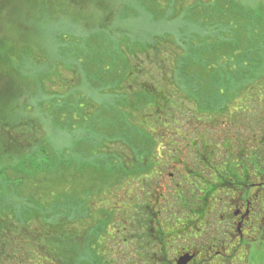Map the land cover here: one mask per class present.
Listing matches in <instances>:
<instances>
[{
    "label": "rangeland",
    "instance_id": "1",
    "mask_svg": "<svg viewBox=\"0 0 264 264\" xmlns=\"http://www.w3.org/2000/svg\"><path fill=\"white\" fill-rule=\"evenodd\" d=\"M236 1L239 10L226 5L229 9L221 13V30H217V0H81L78 3L13 0L11 6L0 12V48L10 49L12 56L13 51L20 53L21 60L12 66L0 64V70L8 72L0 75V96L7 98L0 106L9 104L8 113L10 109L14 112L8 115L9 120H19L21 126L11 142L0 137V169L7 167V173H11L9 165L20 163L24 156L39 147H43L50 158L60 157L65 165L69 159L78 164L77 158H86L89 162L96 156L114 157L113 154L122 153L125 163H132L134 148L149 152L161 150L166 145L169 132L158 127L164 120H175L171 118L173 115L198 118L202 114L203 118H210L218 113L228 118L230 91L243 97L234 105L243 100L245 104L264 103V0ZM164 37L169 42H165ZM187 37L189 42L183 45L181 41ZM221 39L233 49L230 56L219 59L222 63L219 65L211 54L216 53L215 46ZM156 40L159 54L146 45ZM191 45L199 51L200 60L196 59L201 66L194 67L195 72L189 69L180 73L185 62L179 63L177 72L184 79L178 78L180 82L171 84L175 82L178 57L184 50L192 49ZM207 46L215 49L207 53ZM248 49L249 56L245 57L244 51ZM239 56L258 68L249 76L242 69L240 78L236 79L233 73L238 70ZM127 65L130 71L131 67L135 71L147 68L150 75H160L157 72L162 71L166 76L162 85L159 77L151 83L154 80L140 75V83H150L146 86L152 88L153 101L147 104L135 101L133 91L144 89L138 86L139 81L133 78L127 82L118 80L125 75ZM193 81L198 82L196 87L192 86ZM162 91L168 94V100L159 103L157 95ZM113 99L119 102L114 104ZM239 108L236 106V110ZM155 115L160 120L154 124L158 120ZM91 133L101 139L109 135L121 143L109 138L103 141V146L90 148L86 141ZM80 143L85 145L80 148ZM153 145L158 147L153 148ZM148 159L151 158L145 157V161ZM114 161L118 162L116 158ZM74 168L67 172L58 169L57 185L52 184L48 191H38L28 183L22 185L23 194L41 208L52 204L63 191L76 199L84 198L86 213H76L71 218L83 221L90 213L91 199L96 201L95 207L100 208L101 197L105 201L111 198V190L118 187L117 176H111L114 173L108 171V176L103 177L105 173L93 172L95 169L88 167L82 175L71 178V182H60L64 175H74ZM0 190L7 193L4 185L0 184ZM52 192L53 197L50 196ZM14 197L18 199L19 195ZM10 200L0 197V209L4 210ZM23 201L28 203L27 199ZM106 203L113 205L111 199ZM91 212L98 214L94 207ZM59 214L62 216L55 215L56 219H68L62 210ZM8 218L12 219L10 215ZM36 224L25 225L23 234L31 232ZM73 226L79 227L78 233L68 237V234L61 235L64 239L56 244L70 264H74L78 256V260L84 262L83 225L67 223L62 229ZM61 231H57V236Z\"/></svg>",
    "mask_w": 264,
    "mask_h": 264
},
{
    "label": "flooded vegetation",
    "instance_id": "2",
    "mask_svg": "<svg viewBox=\"0 0 264 264\" xmlns=\"http://www.w3.org/2000/svg\"><path fill=\"white\" fill-rule=\"evenodd\" d=\"M242 99L230 91L228 118L164 120L166 145L132 152L151 159L117 169V190L100 208L90 200L84 264H264V103L234 105ZM45 227L23 234L26 261L32 250L41 258L58 252L61 235L76 234L75 226L60 236Z\"/></svg>",
    "mask_w": 264,
    "mask_h": 264
},
{
    "label": "trees",
    "instance_id": "3",
    "mask_svg": "<svg viewBox=\"0 0 264 264\" xmlns=\"http://www.w3.org/2000/svg\"><path fill=\"white\" fill-rule=\"evenodd\" d=\"M73 2L78 3L81 0H70ZM13 0H0V12H4V10L7 9V7L12 5ZM218 2V12H217V21H218V29L217 30H221V13L225 12L226 10H228L229 8L226 7V5L231 6V8L233 10H239V8L237 7V1L236 0H217ZM225 3V4H224ZM235 3V5H234ZM196 8V6H194ZM253 17V14H252ZM256 20V19H254ZM213 30V27H212ZM221 32V31H220ZM170 34V33H168ZM203 37V36H202ZM225 37V36H224ZM165 38V42H169V39ZM206 38V37H205ZM190 38H186L184 40L181 41V43H183V45L187 44L189 42ZM177 41L179 42L180 40L177 39ZM146 45L155 50L157 54L160 53V48L158 46V41L156 40V42H147ZM192 49L190 50H184L183 54L181 56L178 57L177 59V66H176V76L175 79L173 81L175 82H171V84H176L177 82H180L179 80H177L178 78L181 80V78L184 79L183 76L179 75L177 72V70H180V68L178 69L179 63L185 62L181 65V67L184 69L182 70L180 73H184L185 71L189 70V69H193L192 72H195L196 69H194V67L199 68L201 66V64H197V61L200 60L199 58V51L197 49V47L192 46ZM209 46H207L206 48H208ZM216 53L215 54H211L212 57H215L214 60L217 58V60L219 61V59H221L222 57H226V56H230L233 46L229 45L227 41H225L224 39H221V42H219L216 46ZM215 47L213 48H208L206 50L207 53L211 52L212 49H215ZM235 49L237 50L238 47H235ZM249 49L244 51V56L248 57L249 56ZM13 56L10 54V49L4 48V50L2 48H0V64L3 65H10L12 66V63L18 62L19 60H21V58H19V54L16 53V51L12 52ZM185 55V56H183ZM206 57V55H205ZM28 57H26L27 59ZM191 58V59H189ZM199 58V60L197 59ZM189 59V60H187ZM181 60V61H179ZM26 61V60H25ZM200 62V61H199ZM219 65L222 63L219 61L218 62ZM237 63L239 65L238 70L234 71V78H240L241 76V70L245 69L246 71V76H249L252 74V70L255 68H258V66L256 64L253 63H248L247 60H244L241 58V56L237 57ZM138 64V63H137ZM213 63H208L207 65H210ZM229 65V64H228ZM253 67V68H251ZM132 71H130L129 66L127 65L126 70L124 71L125 75L122 77H119L118 80L122 79L123 82H127L128 80H131L132 78L134 80L139 81V85L138 86H143L144 89L142 90H137V91H133V94L135 95L136 100L135 101H143L149 103L151 101H153L152 98V91L150 87L146 86V85H150V83H146L145 81L141 82V74H144L146 78H150L152 80H154V82L152 81L151 83H155V78L159 77L160 81L162 82L161 84L163 85V83H165V77L163 76V72H157L160 75H150L149 71L147 68H143L140 69V71H135L133 69V67H131ZM128 70V71H127ZM138 70V69H137ZM163 70V68L161 69ZM7 72V70H0V75L2 73ZM231 72V71H230ZM8 73V72H7ZM155 73V72H154ZM187 74V73H186ZM2 80V77L0 76V81ZM169 82V81H168ZM167 82V83H168ZM191 85V84H190ZM198 85L197 81H193L192 82V86L196 87ZM154 87V86H153ZM162 88V87H161ZM163 90V88H162ZM4 96H0V98H3ZM157 97L159 98V103L164 102L165 100H168V94L164 91L159 92ZM7 98H3V100L0 103H4L6 101ZM9 100V99H8ZM114 100V101H113ZM112 103L117 104L119 102V100H115L113 99ZM170 101V98H169ZM134 102V101H133ZM7 105H3L0 106V137L2 139H4L5 142L9 143L11 142V140H13L14 138V134H16V130L20 129V124H19V120L17 121H11L9 120L8 115H10V113L12 115H14V112L12 109H10V113H8V106ZM208 107H210V104H208ZM119 111V109H117ZM156 116V115H155ZM157 117V116H156ZM178 117L181 118V116L179 115H173L171 118H176L178 119ZM157 119H160V117H157ZM92 132V131H91ZM2 135V136H1ZM26 136V135H25ZM7 137V138H6ZM87 141L86 144L88 143V147L93 148L96 146H103V141L106 142L110 139H112L114 142H120V140H116L113 139L111 137L108 136H104V138H100L99 135L94 134L92 135V133L90 134V136L87 135ZM115 138V137H114ZM117 138L119 139V135L117 136ZM85 145V144H84ZM83 145V146H84ZM82 144H79V147H83ZM11 147V146H9ZM153 148H157V145H153ZM86 148V147H85ZM84 148V151H85ZM151 149V148H150ZM5 150H9V148L5 147ZM152 151V150H151ZM45 149L43 147H39V148H34V150H32L31 152H29L26 156H24L23 159H21V162L16 164V165H9L11 167V173H7V167H3V169H0V178L2 180H0V184L4 185L7 187V193H5L4 191L0 190V197L1 198H6V199H11L10 201H8V203L6 204L5 209H0V264H52L49 263L45 258V255H48L50 257H52L55 261L56 264H70L68 262H66V255L59 251L54 253V254H42V258L40 257L41 254H37L35 251H31L29 252V258L26 261L25 260V255H24V243H23V232H24V227L25 225L31 224V223H37L35 225L34 228H31V232H35L39 230V226L41 224H44L47 228L46 230L48 231H57V230H65L62 229V225H66L67 223L70 225L72 223H77L80 225V227H82L81 225H84V220H72L71 218L73 216H76L77 214L79 215H84L86 213L85 210V199H76L75 196H72L70 193L69 195L64 194L65 192H60L58 193V197L55 201H52V204H49L48 207H46V205H43V208L39 207L38 204L36 203H32V199L29 198V196L23 194L24 192V188L22 191V185H26L29 183L30 186H33L34 189H38V191L42 190H47L51 188V185L55 184L57 185V180H56V171L58 169H60V171H65L67 172L68 170H70L71 168L75 169V174L71 175V176H66L64 175L63 177H61L62 179L60 180V182L65 183L66 181L71 182V178L75 177V176H79L82 175L83 172L87 171L88 167H91L90 169H95L96 173H100V171H97V169L99 168H103V167H115L114 169L110 170L112 171L114 174H110L113 177H116V170L119 169L120 167H131V166H147V164H143L142 161L145 159H142V155H138L136 156V159L133 160H138L139 162L137 163H125V158L123 156L120 155H116L113 154L111 156H100V157H95L93 159H91V161L87 162L86 158L82 159V158H77L76 161H78V164H74L72 159H69V163L68 165L63 164L60 160V157H55V158H50L49 155H46L45 153ZM135 152V148L134 151ZM143 152V151H142ZM105 155H108V151H105L104 153ZM2 158V156H1ZM116 158V160L118 162H116L114 159ZM107 159V160H106ZM122 159L124 160L123 164H122ZM110 161V162H108ZM109 164V165H108ZM76 165V166H75ZM91 165V166H89ZM123 165V166H122ZM88 166V167H87ZM11 174V175H9ZM104 176H108V173L106 175H102ZM100 177V176H99ZM87 192V191H86ZM14 193V194H13ZM85 193V191H84ZM19 195L18 199H16L14 196ZM53 192L50 193V196L53 197ZM23 199H27V202H24ZM27 204V205H26ZM59 210H62V213L64 216H66L68 219H56L55 215L58 216H62L59 214ZM77 213V214H76ZM11 216L12 219H9L8 216ZM45 216H49L48 218H46ZM41 217H44V219H42ZM7 219V221H6ZM39 225V226H38ZM20 230H17V229ZM29 229V227H28ZM69 229V228H68ZM66 228V230H68ZM78 229L79 227L75 226L74 230L75 233H78ZM80 256L76 257V261L74 264H84V262L82 260H78Z\"/></svg>",
    "mask_w": 264,
    "mask_h": 264
}]
</instances>
